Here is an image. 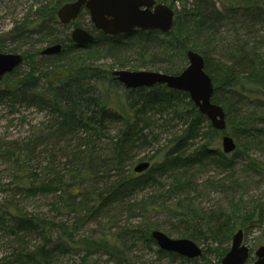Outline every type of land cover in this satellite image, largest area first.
Instances as JSON below:
<instances>
[{"label":"trees","instance_id":"1","mask_svg":"<svg viewBox=\"0 0 264 264\" xmlns=\"http://www.w3.org/2000/svg\"><path fill=\"white\" fill-rule=\"evenodd\" d=\"M70 1L34 0V9L0 35V52L18 50L23 55L22 64L0 80V99L25 102L50 117L45 133L0 146V159L12 164L10 183L0 188L14 185L31 195L53 193L57 198L51 204L54 219L17 206H0V240L7 243L0 264H55L72 252L80 255L78 264H94L91 258L100 253L127 260L134 247L156 245L153 230L200 242L205 248L199 258L211 253L217 264L238 229L244 236L260 231L257 245L264 244V187L259 196L244 201L240 195L224 209L204 208L198 202L196 178L207 163L230 171L226 182L207 183L235 196L245 187L244 181L233 178L235 162L241 160L242 171L264 184V41L252 47L236 42L223 48L220 61L210 57L209 49L224 20L239 16L263 24L264 0H155L175 11L168 33L136 29L109 36L91 25L87 30L95 39L83 48L75 46L67 32L78 26L76 20L64 25L56 16L59 7ZM54 44L62 45L59 54L40 55L44 46ZM188 50L204 59V70L213 82L211 101L225 112L223 131L210 124L202 131L206 118L187 93L163 85L125 89L111 75L113 65L130 64L127 53L137 56L136 69L177 74L187 65ZM105 60L113 61L109 69ZM164 61L167 67L160 65ZM200 134L207 138L205 143L194 154H186L190 141ZM224 134L236 144L231 155L219 145ZM70 141L76 142L70 159L63 167L46 166L47 177L38 179L28 167L35 149L42 142ZM145 149L153 153L135 161ZM141 161L154 165L134 173V165ZM163 179L167 185H162ZM155 186V193L133 201L136 194ZM119 203H127L129 212L140 219L137 225L116 230L112 220L102 225L100 219L109 207ZM63 216L66 219H58ZM89 224L98 226L100 235L84 233ZM106 229L116 234L102 233ZM157 253L179 257L159 248Z\"/></svg>","mask_w":264,"mask_h":264},{"label":"rangeland","instance_id":"2","mask_svg":"<svg viewBox=\"0 0 264 264\" xmlns=\"http://www.w3.org/2000/svg\"><path fill=\"white\" fill-rule=\"evenodd\" d=\"M48 1V0H46ZM34 0H0V35L6 33L14 23L15 20L20 19L23 15L30 13L31 8L34 4ZM78 26L84 29H91V21L89 14L86 10H83L78 19L76 20ZM93 26V25H92ZM71 26L67 32L70 33ZM264 32V23H257L256 21H247L242 20L239 16L231 18L229 20H224L220 30L211 37L209 44V49H211L210 57L214 61H220L223 58V48L231 47L232 44L238 42H245L247 46L252 47L259 45L260 41H264L262 38ZM9 52V51H6ZM16 52V51H13ZM129 59L130 64L126 67H120L119 65H113L110 70H151L157 71L156 69L140 68L136 69L138 64L137 56L133 53L126 54ZM187 59L185 61L187 63ZM113 63L112 60H105L103 62L104 67L111 66ZM181 64V63H179ZM162 66L167 67V63L164 61ZM24 70V69H23ZM49 114L46 111H38L34 107L27 106L25 102L16 103L10 100L9 98L0 99V146L6 145L5 143L12 142H25L36 132H46V126L49 124ZM209 124L208 120H205L202 123V131L207 130ZM178 130H181V126H178ZM36 133L35 135H37ZM195 140H191L190 144L186 148V154H194L199 147L205 143L207 138L203 135H199ZM165 136H161L162 142L164 141ZM217 140L216 137L213 138ZM76 142L70 141L65 145L60 142L54 145L51 142L47 144L42 142L39 145L28 162V167L37 174L38 179L46 178L47 175L44 173V168L49 166L53 168L58 165V167H63L64 163L70 159L71 152L74 149ZM220 145V139H219ZM7 146V145H6ZM65 146V147H64ZM65 148V149H64ZM153 153L150 149H145L136 154V159L143 156H150ZM231 155V154H229ZM152 166L154 162H151ZM235 172L234 179H239L241 182H245V187L243 192L236 193L235 196H232V193L226 189H222L217 184L213 186L207 183L208 181H218L226 182L230 177V171H223L219 168H216L213 164L207 163V166L203 169L202 173H198L196 178L198 179L199 184V194L198 202L201 204V207L204 208H219L223 209L228 206L227 202L237 201L241 198L246 201L251 197H257L261 193V190L264 187V184L258 183V177L248 174L247 172L242 171L244 162L241 160H236L235 162ZM11 162L6 159H0V187L1 185H6L10 183V172ZM162 185H167L166 180L161 181ZM103 182L97 184L98 189H102ZM155 188H147L145 191L138 193L133 198L135 200H140L143 197L149 196L156 192ZM19 188V187H17ZM16 189L14 185H9L8 188H0V206L2 207H13L17 206L19 209L37 216H46L49 219H54L56 216L55 212L52 211L51 204L54 200H57L56 195L53 193L47 194H28L23 189ZM58 219H66V216L58 217ZM116 224V229L122 228L126 225H137L140 221L139 218L135 217L134 214L130 213L127 209V203L113 204L109 207L106 215L100 219L102 225L107 221H111ZM102 230V233H111L116 234V231L111 229ZM82 231L84 233H92L93 235L98 234L100 228L93 224L85 226ZM97 231V232H95ZM114 232V233H113ZM260 234V231H252L244 236L243 240L246 246L250 249L253 254V251L257 248V238ZM6 239L0 240V256L5 254L7 250L3 245H6ZM197 244L201 248H205L204 245H201L200 242ZM231 245V243H230ZM230 247V246H229ZM157 245H139L134 247L127 256V260H123L117 257H111L107 254H97L91 259L94 264H217V257L214 254L208 253L205 254V259L196 258V259H184L183 257H169L163 256L157 253ZM80 255L76 253H70L64 257L59 258L55 264H78Z\"/></svg>","mask_w":264,"mask_h":264},{"label":"water","instance_id":"3","mask_svg":"<svg viewBox=\"0 0 264 264\" xmlns=\"http://www.w3.org/2000/svg\"><path fill=\"white\" fill-rule=\"evenodd\" d=\"M86 10L93 27L104 35H127L138 29L141 31L158 30L168 33L174 24V11L166 4L155 0H71L63 4L56 12L60 23L68 25L77 20L80 12ZM71 41L79 48L91 44L94 35L80 27L74 26L70 31ZM61 45L48 46L40 52L42 55H56L61 51ZM187 66L178 74L170 75L149 70H115L112 76L126 89L164 85L168 89L183 91L199 113L207 117L216 130H225V113L221 106L211 101L213 82L204 70L203 57L193 51L186 52ZM23 61L20 54L0 52V80L12 72ZM223 153L230 154L235 148L234 140L224 135L221 138ZM149 167V162L141 161L134 165V172L140 173ZM151 236L159 249L174 253L185 259L201 257L202 250L192 240L173 239L159 230L151 232ZM243 230L238 229L232 236L229 250L219 264H264V244L253 252L255 257L250 261V249L244 244Z\"/></svg>","mask_w":264,"mask_h":264},{"label":"bare ground","instance_id":"4","mask_svg":"<svg viewBox=\"0 0 264 264\" xmlns=\"http://www.w3.org/2000/svg\"><path fill=\"white\" fill-rule=\"evenodd\" d=\"M170 7V6H169ZM173 11H174V9L172 8V7H170ZM174 17H175V11H174ZM54 45H56V44H54ZM61 45V44H60ZM75 45V44H74ZM50 46H52V45H50ZM76 46V45H75ZM46 47H48V46H44L42 49H44V48H46ZM61 47H62V45H61ZM79 48V47H78ZM42 49L40 50V52L42 51ZM61 50H62V48H61ZM61 52V51H60ZM59 52V53H60ZM1 53H15V54H20L21 56H22V58H23V55L21 54V52H19L18 50L16 51V52H1ZM58 53V54H59ZM40 55H42L41 53H40ZM57 55V54H56ZM42 56H46V55H42ZM49 56H54V55H49ZM23 62V61H22ZM22 64V63H21ZM20 64V65H21ZM19 65V66H20ZM19 66H17L16 68H18ZM15 68V69H16ZM14 69V70H15ZM13 70V71H14ZM119 70H124V69H119ZM113 71H115V70H112L111 71V75H112V72ZM129 71H131V70H129ZM135 71V70H134ZM149 71H151V70H149ZM182 71V70H181ZM180 71V72H181ZM154 72H161V73H164V74H169V73H165V72H162V71H154ZM179 72V73H180ZM11 73V72H10ZM179 73H177V74H170V75H178ZM115 79V78H114ZM116 80V79H115ZM117 81V80H116ZM118 82V81H117ZM120 83V82H119ZM121 84V83H120ZM122 85V84H121ZM156 85H159V84H156ZM156 85H154V86H156ZM123 86V85H122ZM154 86H152V87H154ZM164 86V85H163ZM141 88H151V87H141ZM167 88V87H166ZM126 89V88H125ZM134 89H136V88H134ZM168 89V88H167ZM170 90H172V89H170ZM176 91V90H175ZM181 92H183V91H181ZM186 93V92H185ZM189 96V95H188ZM190 99V98H189ZM191 101V100H190ZM192 102V101H191ZM193 103V102H192ZM214 104H216V103H214ZM194 105V104H193ZM217 105H219V104H217ZM220 106V105H219ZM223 109V108H222ZM224 111V110H223ZM225 113V112H224ZM204 116V115H203ZM205 117V116H204ZM206 118V120H208L207 119V117H205ZM225 120H226V118H225ZM209 121V120H208ZM209 124L211 125V123H210V121H209ZM211 127H212V125H211ZM213 128V127H212ZM214 129V128H213ZM216 130V129H215ZM217 131H221V130H217ZM224 135H227V134H224ZM224 135H222V136H224ZM222 136L220 137V147H221V138H222ZM222 149V148H221ZM147 162H149V167L146 169V170H148L149 168H150V166H152V164H151V161H147ZM145 170V171H146ZM145 171H143V172H140V173H144ZM133 172H134V170H133ZM134 173H137V172H134ZM140 173H137V174H140ZM154 231V230H153ZM160 231V230H159ZM235 233V232H234ZM166 234V233H165ZM167 235V234H166ZM168 236V235H167ZM168 237H170V236H168ZM170 238H173V239H183V238H176V237H170ZM188 239V238H187ZM154 240V239H153ZM191 240V239H190ZM193 241V240H192ZM194 242V241H193ZM197 246H199L196 242H194ZM200 247V246H199ZM201 248V247H200ZM203 249L204 248H201V250H202V253H203Z\"/></svg>","mask_w":264,"mask_h":264},{"label":"flooded vegetation","instance_id":"5","mask_svg":"<svg viewBox=\"0 0 264 264\" xmlns=\"http://www.w3.org/2000/svg\"><path fill=\"white\" fill-rule=\"evenodd\" d=\"M119 35V34H118ZM117 36V35H116Z\"/></svg>","mask_w":264,"mask_h":264}]
</instances>
